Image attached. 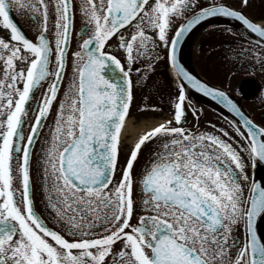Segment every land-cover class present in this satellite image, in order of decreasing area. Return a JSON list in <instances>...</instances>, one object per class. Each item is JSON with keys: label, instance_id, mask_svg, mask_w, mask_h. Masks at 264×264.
Segmentation results:
<instances>
[{"label": "snow or ice", "instance_id": "snow-or-ice-1", "mask_svg": "<svg viewBox=\"0 0 264 264\" xmlns=\"http://www.w3.org/2000/svg\"><path fill=\"white\" fill-rule=\"evenodd\" d=\"M248 5L0 0V264H264V181L249 185L244 158L264 161V126L178 59L185 34L217 15L264 46V19L249 18ZM248 53L264 63L259 49L237 54ZM161 58L175 72L171 115L129 144L132 73L147 81ZM188 86L240 117L231 123L245 143L201 129L195 109L197 124L186 127ZM37 162L47 217L34 197Z\"/></svg>", "mask_w": 264, "mask_h": 264}, {"label": "flooded vegetation", "instance_id": "flooded-vegetation-1", "mask_svg": "<svg viewBox=\"0 0 264 264\" xmlns=\"http://www.w3.org/2000/svg\"><path fill=\"white\" fill-rule=\"evenodd\" d=\"M227 2L235 8H240L242 0H227ZM243 11L254 22H260L261 19H264V0H249V5L243 7ZM13 15L19 23L24 25L27 34L31 37L33 32L29 29L28 23L15 11H13ZM81 24L82 20L77 15L73 31L74 40L71 45L73 50H75L79 41ZM183 38L184 40L178 45L180 62L199 79L207 82L210 86L227 92L246 115L256 123L264 126V63L252 58L250 53L237 54L245 48H255L264 52V46L259 43L262 38L248 30L242 22L222 15L207 18L186 33ZM132 76L134 80V99L131 109L132 115L128 119L139 118L133 125L139 124L142 120H160L162 122L164 119L169 118L171 115L170 108L172 107L170 96L175 95L177 89L175 72L168 66L166 59L161 58L157 62L155 72L150 74L147 81H144L142 76L135 72L132 73ZM170 87L174 91H171ZM37 95L39 96L40 93H37ZM187 97L185 102L187 109L186 127H195L197 124L195 113H198V123L201 129L215 131L223 138L228 139L229 142H232L230 137L219 132V128H225L231 133V136L240 140L241 143H245L236 133L231 123L233 120L239 122L240 117L214 98L191 87L187 88ZM145 103L157 105V108L154 110H141V105ZM193 109H195V113ZM213 125L218 127L213 128ZM129 137V135H126L124 139L131 144L128 141ZM126 151V149L121 151L120 165L124 164ZM146 152V149L142 152L140 163H143ZM244 158L249 176V185L253 178L258 179L257 175H260L258 180L264 181V161L258 160L254 165L250 156L244 154ZM116 176L117 178L120 176L119 169ZM33 177L36 207L42 215L47 217L50 209L44 203V196L40 187L38 162L34 165ZM141 212L142 209L138 208L137 215ZM257 228L260 233H264V219H258Z\"/></svg>", "mask_w": 264, "mask_h": 264}, {"label": "bare ground", "instance_id": "bare-ground-1", "mask_svg": "<svg viewBox=\"0 0 264 264\" xmlns=\"http://www.w3.org/2000/svg\"><path fill=\"white\" fill-rule=\"evenodd\" d=\"M161 122L160 120H142L139 124L133 125V119H127L126 128L124 130V137L129 135L128 141L131 143L136 139L137 134L142 133L147 128L154 126L156 123Z\"/></svg>", "mask_w": 264, "mask_h": 264}, {"label": "water", "instance_id": "water-1", "mask_svg": "<svg viewBox=\"0 0 264 264\" xmlns=\"http://www.w3.org/2000/svg\"><path fill=\"white\" fill-rule=\"evenodd\" d=\"M184 40V38H182L181 42ZM178 59H179V56H178ZM182 63V62H181ZM183 64V63H182ZM184 65V64H183ZM185 66V65H184ZM186 67V66H185ZM187 68V67H186ZM188 69V68H187ZM190 87V86H188ZM257 178L260 179V175H257ZM258 232L260 233V231L258 230Z\"/></svg>", "mask_w": 264, "mask_h": 264}, {"label": "rangeland", "instance_id": "rangeland-1", "mask_svg": "<svg viewBox=\"0 0 264 264\" xmlns=\"http://www.w3.org/2000/svg\"><path fill=\"white\" fill-rule=\"evenodd\" d=\"M169 89H170L171 91H174V89H173V88H171V87H170ZM171 105H172V104H171ZM164 106H167V105H164ZM166 108H167V107H166ZM49 122H50V121H49Z\"/></svg>", "mask_w": 264, "mask_h": 264}]
</instances>
